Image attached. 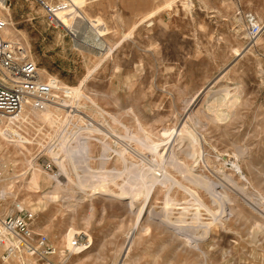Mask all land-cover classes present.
<instances>
[{
	"label": "rangeland",
	"instance_id": "obj_1",
	"mask_svg": "<svg viewBox=\"0 0 264 264\" xmlns=\"http://www.w3.org/2000/svg\"><path fill=\"white\" fill-rule=\"evenodd\" d=\"M165 1L86 0L82 7L84 14L91 19L103 18L111 31L100 38L112 47L110 54L98 51L95 35L87 24L80 31V38L84 37L85 43L75 46L69 32L63 26L51 23L50 16L36 2L8 0L10 17H7L20 34V46L29 47L27 57L35 63L37 71H45L48 77H54L68 87L79 86L88 71L103 60L82 86L83 95L93 97L98 108L120 115L122 122L131 128L135 126L128 113L134 112L155 138L161 139L157 134L159 128L175 126L186 99L192 100L196 92L212 80L211 89L206 88L201 93L204 98L210 90L228 89L230 93H238L240 99L233 109L234 119L230 115L223 125L215 127L204 124L205 118L198 112L200 124L195 125L190 119L186 123L203 137V153L212 171L216 166L230 171L219 155L230 157L243 149L246 155L242 166L249 179V184L244 182V186L249 192L264 194V30L252 39L245 19L252 16L264 22V0H175L170 8L164 6ZM153 12L155 15L150 20L140 24L130 38L120 43L121 34ZM234 47L246 51L237 57L233 53ZM57 95L59 97L53 95L51 99L62 108L52 112L57 122L63 123L75 99ZM216 97L219 95L206 103V98L201 99L194 111L204 110ZM76 103L81 115H89L101 124L102 115L92 107L90 110L84 97ZM21 121H15L13 128L30 136L33 145L23 160L9 150L0 149V188L12 186L11 196L0 200V219L16 214L24 217L31 229L38 231L37 235L46 236L54 246L67 226L73 225L79 231L89 233L91 243L87 249L73 255L64 251L62 260L51 256L50 264L116 263L121 255L118 249L125 245L126 231L130 228L125 208L94 199L92 209L85 203L72 217L62 219L57 208L41 198L43 193L52 190V186L46 184L44 174H54L58 170L46 151V147L54 142L48 137L52 138L57 125L51 128L31 116ZM93 143L94 158L90 165L96 168L98 143ZM26 160L33 161L43 171L38 193L27 192L23 187L31 172L28 174L27 166H20L23 161L27 163ZM112 165L114 159L111 158L108 167L112 168ZM115 166L119 167L118 164ZM199 170L209 175L208 171ZM9 177L13 179L10 181ZM234 177L243 184L237 175ZM159 198L155 200L156 208L161 206ZM177 199L181 201L182 196L177 194ZM40 202L43 206H39ZM234 206L238 214L231 216L225 229L215 230L208 243L201 245V252L179 253L177 243L169 244L166 237L154 234L145 237L148 239H143L130 252L128 262L264 264V235L255 229L261 217L244 206L237 196ZM3 209H6L5 213L1 212ZM202 216L204 221L209 218L204 211ZM56 231H59L58 236ZM79 235L81 238L82 234ZM22 256L24 264H46L47 261L43 256Z\"/></svg>",
	"mask_w": 264,
	"mask_h": 264
},
{
	"label": "bare ground",
	"instance_id": "obj_2",
	"mask_svg": "<svg viewBox=\"0 0 264 264\" xmlns=\"http://www.w3.org/2000/svg\"><path fill=\"white\" fill-rule=\"evenodd\" d=\"M69 1L70 6L54 12L59 27L63 26L71 35L75 46H78L86 41L84 37L80 38V31L87 24L95 35L94 44L98 51L110 54L112 47L100 39L111 33L104 19L101 17L91 19L84 14L82 7L86 0ZM173 3L175 0H166L164 6L170 8ZM9 14V7L0 0V15L8 20L2 37L21 44L18 41L20 34L13 27L14 22L8 18ZM154 15L155 12L138 18L139 20L126 33L121 34L120 43L130 38L140 24L147 22ZM255 22L262 23L264 30L262 20ZM146 27H149V24ZM23 50L26 55L30 54L29 47ZM245 51V48L242 51L238 47L233 49L237 57ZM102 61L100 60L93 70L88 71L79 86L68 87L60 82L57 84V91L53 95L58 96V93L75 99L71 103L74 106L66 113L63 123L57 122L52 112H59L62 107L57 101L49 98L42 100L38 107L27 101L15 116L5 119L0 125V149L11 151L19 160H23L25 153L30 151L33 140L13 128L15 121L21 123L22 119L31 116L37 121L51 125V128L57 125L52 138L48 137V140L53 139L54 142L46 147V151L58 170L54 174H44L45 182L52 186V190L43 193L41 198L55 206L62 219L72 217L76 209L85 203L92 209L94 199L123 206L128 213L130 228L126 231L123 243L125 245L118 249L121 255L114 264H131L127 260L130 252L143 239H148L154 234L166 237L169 244L177 243L179 253L189 255L201 252V245L208 243L215 230L219 227L225 229L231 216L238 214L234 206L236 196L244 206L261 217V222L256 223L255 229L264 235V194L249 192L244 186V182L249 184L242 166L245 163V151L239 149L230 157L220 154L219 158L230 171L223 170L221 166H216L215 171H212L209 168L211 164L203 153L201 144L203 137L186 123V120L190 119L195 125L200 124L198 112L205 118L204 124L215 127L223 125L230 115L234 119L233 109L240 99L238 93H230L228 89L210 90L205 99L201 93L206 88L211 89L210 85L214 82L212 80L204 89H199L192 100L186 99L183 113L174 127H161L157 130L158 136L161 137L159 139L154 137L152 131L143 125L134 112L128 113L135 126L131 128L122 122L120 115L98 108L93 97L83 95L82 86ZM37 74L38 80L42 82L50 78L43 70L41 73L37 71ZM42 77H45L44 80ZM216 95L219 97L211 100L204 110L194 111V107L201 99H205L206 103ZM80 97L86 99L90 110L92 107L99 111L102 115L101 124L93 117L79 113L76 101ZM72 120L76 122L72 123ZM70 124L73 127L69 128ZM93 141L98 143L99 157L96 168L90 165L94 158ZM111 158L114 159L112 168L108 167ZM116 164L119 167H116ZM20 166H27L28 174L31 171L28 180L23 182L25 191L38 193L42 169L30 160L27 163L21 162ZM200 168L208 171L209 175L200 172ZM235 175L243 184L235 180ZM8 179L11 181L13 178ZM11 188L12 186L0 188V200L11 196L12 193L9 191ZM177 194L182 196L181 201L177 199ZM159 196L161 206L156 208L155 200ZM39 206H43L42 202ZM33 210L35 208L31 211ZM202 211L207 213L209 217L207 221H204ZM1 212L5 213L6 209ZM239 216L242 215L239 213ZM5 218L6 216L0 219L2 264H24L22 254L35 258L43 256L44 260H47L45 263L50 264L49 257L56 256L62 260L64 251L72 255L79 254L91 243L89 233L86 230L79 231L73 225L66 227L55 246L46 236L37 235L38 231L32 229L30 236L20 239L10 236L3 229L2 223ZM55 234L58 236L59 231ZM79 234H82L81 238ZM37 237L45 238V246L40 249L37 248L38 241H35ZM45 247H50L52 252L45 253ZM16 250L20 253L15 252Z\"/></svg>",
	"mask_w": 264,
	"mask_h": 264
},
{
	"label": "built area",
	"instance_id": "obj_3",
	"mask_svg": "<svg viewBox=\"0 0 264 264\" xmlns=\"http://www.w3.org/2000/svg\"><path fill=\"white\" fill-rule=\"evenodd\" d=\"M3 1L8 6V0ZM25 1L38 3L50 16L49 21L56 26H59V21L54 16L55 10L70 6L69 0ZM255 21V18L248 16L247 29L251 37H257L263 31L262 23ZM7 25V18L0 15V125L5 119L15 116L27 101L31 100V104L38 107L42 100L53 97L59 83L54 77L48 78L45 82L38 80L36 65L27 57L20 44L2 37L3 29ZM2 225L10 236L20 239H26L32 233L25 218L19 215L6 216ZM35 241H38V249L45 246L44 237H37ZM45 248V253L52 252L50 247Z\"/></svg>",
	"mask_w": 264,
	"mask_h": 264
},
{
	"label": "crops",
	"instance_id": "obj_4",
	"mask_svg": "<svg viewBox=\"0 0 264 264\" xmlns=\"http://www.w3.org/2000/svg\"><path fill=\"white\" fill-rule=\"evenodd\" d=\"M99 1H101V0H99ZM118 5H119V3H118ZM135 19H137V13L135 14Z\"/></svg>",
	"mask_w": 264,
	"mask_h": 264
}]
</instances>
